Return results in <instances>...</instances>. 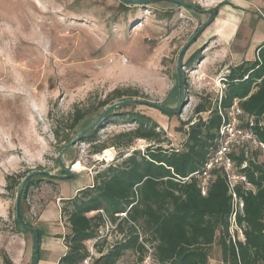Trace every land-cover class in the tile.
<instances>
[{
    "label": "rangeland",
    "instance_id": "1",
    "mask_svg": "<svg viewBox=\"0 0 264 264\" xmlns=\"http://www.w3.org/2000/svg\"><path fill=\"white\" fill-rule=\"evenodd\" d=\"M179 1L190 6L162 1L157 3H168L177 10L161 11V6L153 3L133 6L122 14L120 0H0V214L7 215L3 221L0 217V231L5 237L18 233L13 215L18 192L6 190V176L22 175L23 181L35 171L66 174L58 163L61 146L53 134L54 121L66 127L77 107L95 110L113 91L132 88L147 97L140 99L176 112L135 106L136 111L156 120L167 138L177 142L180 123L189 121L207 96L220 94L219 78L226 71L225 65L209 66L215 61L211 53L201 70V59L195 62L206 51L204 31L185 54L183 64L198 53L194 65L184 66L187 89L184 87L181 97L178 56L208 21L201 12L208 8L207 0ZM97 117L89 116L87 123L92 124ZM103 127L96 142H80L64 155L65 165L73 168L72 177H32L35 182L24 196L21 211L37 234L20 229L23 250L27 242L22 264H34L37 256V264L59 263L66 252L64 237L69 233L62 221L60 200L92 184L99 171L121 163V155L131 154V150L115 147L93 154L94 147L135 125L110 119ZM77 132L70 133L71 139H76ZM143 146L137 140L133 148L143 150ZM107 150L113 153L111 160L103 157ZM77 163L80 171L74 170ZM3 243L0 260L4 263ZM123 258L133 264L137 255L127 251Z\"/></svg>",
    "mask_w": 264,
    "mask_h": 264
},
{
    "label": "trees",
    "instance_id": "2",
    "mask_svg": "<svg viewBox=\"0 0 264 264\" xmlns=\"http://www.w3.org/2000/svg\"><path fill=\"white\" fill-rule=\"evenodd\" d=\"M156 5L161 6V11L177 10L168 3ZM131 8L133 5L120 0L122 14ZM197 54H192L184 66L194 65L204 57L200 54L196 59ZM256 55L254 61L230 66L226 68L228 73L220 74L225 86L222 96L218 94L213 98L209 95L196 106L194 116L177 127L180 133L177 142L166 137L156 120L136 111L135 106L139 104L112 110L82 139V143L96 142L100 130L110 119L135 125L133 129L113 135L92 151L100 154L115 147L131 150V154L121 155V163L99 171L92 184L80 189L73 197L60 200L63 202L60 207L62 221L69 233L64 237L67 251L59 264H82L87 256V243L95 237L102 220L100 213L89 214L101 210L113 218L127 213L138 223L155 242L154 255L159 264H210L215 248L223 264H264V157L261 149L253 140H248L233 145L229 154L238 172L245 175L251 185L246 190L242 185L237 189L244 201L243 213L237 218L243 228L244 242L237 240L234 243L230 233L232 197L223 168L216 166L210 171L206 195L202 194L199 178L220 149L223 117H228L235 105L242 110L240 127L251 133L253 139L264 143V128L259 126L264 121V43L257 48ZM178 77L181 88L179 71ZM140 98L147 97L136 89H117L95 110L84 111L77 107L66 127L54 121L53 134L61 151L73 141L70 133L79 130L78 136L116 101ZM93 114L98 117L88 124L87 118ZM80 127L83 128L80 130ZM137 140L147 142L148 146L143 150L133 148ZM59 167L62 168L60 163ZM24 177L6 176V190L17 193ZM34 182V178L28 180L20 200V219L28 228L34 226L24 219L21 206ZM13 215L17 232L24 230L15 210ZM134 232L131 230L129 239L97 264H116L127 251L143 255L146 250ZM3 258L4 264H13L6 254Z\"/></svg>",
    "mask_w": 264,
    "mask_h": 264
},
{
    "label": "built area",
    "instance_id": "3",
    "mask_svg": "<svg viewBox=\"0 0 264 264\" xmlns=\"http://www.w3.org/2000/svg\"><path fill=\"white\" fill-rule=\"evenodd\" d=\"M225 73L228 72L225 71ZM219 82L221 88L220 96H222L223 90L225 89L223 77L219 78ZM241 115L242 110L235 105L228 117H223L224 123L220 129V135L222 136L220 149L214 158L207 164L205 172L199 175V178L201 179L200 186L202 194L206 195L211 177L210 171L216 166L223 168L229 194L232 197L230 233L234 243L237 240L242 242L245 241L243 228L240 227L237 222L238 215L243 213L244 201L241 197H239L237 189L240 187V185H242L246 190L249 189L251 185L248 182L247 177L238 172L234 161L229 157L231 148L235 144L239 145L245 141L253 140L254 144L261 149L264 157V143L253 139V135L251 133L246 132L240 127L239 119ZM251 125H253V120H251ZM259 126L264 128V121H261ZM139 142L144 143L143 149L148 146V143L145 141L139 140ZM243 167H246V165ZM97 213L101 214V224L96 232L95 237L87 243V256L83 260L82 264H97L98 261L107 256L118 245L125 243L130 237L131 230L135 231L134 235L138 236L139 242L146 250L143 255L141 253L135 252L137 258L133 264H159L154 255L155 242L151 240V237L143 231L142 227L138 223L132 221L127 216V213L117 214L113 218L101 210L99 212H91L89 215L94 216ZM116 264L128 263L124 258H122L116 262Z\"/></svg>",
    "mask_w": 264,
    "mask_h": 264
},
{
    "label": "crops",
    "instance_id": "4",
    "mask_svg": "<svg viewBox=\"0 0 264 264\" xmlns=\"http://www.w3.org/2000/svg\"><path fill=\"white\" fill-rule=\"evenodd\" d=\"M207 8L206 11L216 9V18L205 30L203 40L207 44L200 61V70L209 53L215 57L214 62L208 63L213 67L223 63L226 69L246 61H254L257 48L264 43V0H207ZM205 14L209 20L211 14ZM83 187L77 188L73 196ZM0 217L3 221L7 215L3 213ZM16 235L5 237L0 231V242L4 240L1 247L13 264H22L21 256L23 254V258L26 257L27 242L23 250L22 234L18 232ZM65 249L67 251L66 246ZM0 264H4L3 261L0 260ZM210 264H223L216 248L212 252Z\"/></svg>",
    "mask_w": 264,
    "mask_h": 264
},
{
    "label": "water",
    "instance_id": "5",
    "mask_svg": "<svg viewBox=\"0 0 264 264\" xmlns=\"http://www.w3.org/2000/svg\"><path fill=\"white\" fill-rule=\"evenodd\" d=\"M124 2H126L129 5H133V6H141V5H149V4H153V3H157V2H162V1H170V2H174L176 4L179 5H183V6H190L182 1L179 0H122ZM202 13L205 12H209L211 14V18L198 30V32L196 33V35H194L192 37V39L190 41H188L186 43L185 46H183V48L181 49L179 56H178V71H179V75H180V85H181V97L182 99L184 98L185 95V85H184V77H183V70H184V64H183V60H184V54L186 53V51L188 50V48L191 46V44L198 38V36L203 33L207 27L215 20L216 18V12L213 10H202ZM136 104H142V105H148L151 107H154L156 109H159L161 111H164L166 113H170V114H175L176 112L173 110H169L164 108L163 106L155 103V102H151V101H147V100H142V99H133V100H129V101H122L119 103H115L113 105H111L110 107H108L106 109V111L95 121V123H93L91 126H89L85 131H83L82 133H80L76 139H74L71 143H69L59 154L58 160L59 163L61 164L63 170L66 172L65 175H56L47 171H35L33 173H31L30 175H28L21 183L17 196H16V200H15V208H16V218L18 221H20L21 223V227L23 229H28L30 231H33L37 234L36 229H34L33 227L28 228L25 224H23V222L20 219V215H19V207H20V200H21V196L23 194L24 188L28 182V180L30 178H32L35 175H46L55 179H66L69 177L73 176V169L67 165H65V163L63 162V157L64 155L71 149L73 148L76 144L80 143L82 141V139L88 134L90 133L92 130L96 129V127L99 125V123L105 118V116L111 112L114 109L123 107V106H129V105H136ZM186 104H183L181 106V110L185 107ZM180 113V112H179ZM38 253V247H36V254ZM38 263V256L36 257L35 263Z\"/></svg>",
    "mask_w": 264,
    "mask_h": 264
},
{
    "label": "bare ground",
    "instance_id": "6",
    "mask_svg": "<svg viewBox=\"0 0 264 264\" xmlns=\"http://www.w3.org/2000/svg\"><path fill=\"white\" fill-rule=\"evenodd\" d=\"M104 158L106 159H112L113 158V153L111 150H107L104 155H103ZM73 169V168H72ZM74 170L75 171H80L81 170V164L80 163H77L75 166H74Z\"/></svg>",
    "mask_w": 264,
    "mask_h": 264
}]
</instances>
